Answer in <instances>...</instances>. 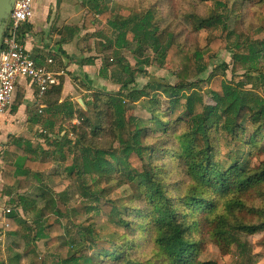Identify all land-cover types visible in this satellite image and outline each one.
I'll use <instances>...</instances> for the list:
<instances>
[{"label": "trees", "instance_id": "1", "mask_svg": "<svg viewBox=\"0 0 264 264\" xmlns=\"http://www.w3.org/2000/svg\"><path fill=\"white\" fill-rule=\"evenodd\" d=\"M102 1L82 0V3L90 15L94 14L99 17V21L106 23L103 28L106 34L115 35V39L107 40V43L109 48L114 49L115 61L112 65L116 69L110 75L108 64L101 68L100 76L119 85L120 90L116 93H94L92 100L85 102V111L77 110L70 101L59 102L62 82L52 87L45 95L49 97L47 108L35 119L36 122L48 125V134L42 136L46 149L41 146L43 144H38L35 148L30 142L14 139L7 157L15 156V162L6 167L15 176H10L0 165V175L7 183L15 182L19 176H32L38 182L34 194L17 196L18 205L23 211L31 209L36 212L34 223L37 228L32 240L48 239L49 246L56 244L59 236L66 232L65 225L72 213L95 216L105 214L116 226L118 224L128 227L127 221L115 219L123 214V210L113 204L101 203L108 192L102 188L84 193L85 201L75 208L67 206V193L55 194L44 183L42 173L50 169L52 162L36 160L42 157L64 162L65 171L73 179L94 176V182L105 186L106 182L113 180L116 173L119 174L120 181L134 186L142 200L146 201L143 208L132 206V212L137 219L135 231H143L152 236L159 253L157 262L150 261L147 264H215L199 260L196 253L203 249V241L197 242L194 239L195 234L210 237L225 252L228 251L226 249L237 246L241 257L246 260L249 255L248 245L241 242L237 231L249 235L264 231V220L254 224L258 214L245 204L246 200L252 201L258 194L264 197V162L255 168H251L249 163V160L260 158L264 153V98L254 90L247 89L253 83L254 75L260 74L264 77V29L259 32L261 35L258 39L252 33L247 41L231 44L232 32L227 20L220 13H216L206 22L211 26H221V36L211 40L207 52L190 53L178 46L173 39L166 42L162 40L161 30L154 23L151 13L140 17L122 8L112 9L107 4H102ZM210 1L214 2L216 11L227 7L226 0ZM93 26V22L86 18L84 28L91 29ZM77 32L79 28L66 27L61 31L62 40L73 39ZM132 45L137 47L133 52L138 65L148 63V60L142 62L140 59L144 57L145 50L151 49L162 65L170 66L175 72L178 83L160 85L149 82L139 88L136 74L144 73V70L134 69L121 56L125 50L132 51ZM228 50L233 52L232 72L244 70L247 82L229 81L226 74L229 70L227 63L216 68L208 78L202 79L201 76L211 65L212 56L209 51L218 53ZM88 63L93 64L94 60L90 58ZM202 82L210 84L209 94L213 105L204 103L200 87ZM157 93L170 100L173 107H180L189 115L187 121L180 119L174 124L172 133L169 122L161 120L159 116L154 119L165 135L173 136L177 146L175 153H172L191 179L189 190L176 199L169 196L158 173L159 169L154 165L159 150L143 145V139L150 134L151 129L143 126V122L128 116L129 110L137 104H141L149 113H154L157 109ZM75 119L79 124H73L71 133L76 138L71 140V133L60 125L64 121L73 123ZM247 121L254 133L245 144L244 124ZM131 124H135V131L128 140L125 134ZM182 124L186 125V130L179 132ZM106 130L116 135L118 148H101L96 138L102 136ZM62 132H65L63 136ZM221 134L228 136L237 146L235 156L240 157L239 154L242 153L241 158L234 163L221 164L218 152L224 143ZM11 191L12 188H7L0 192V197L12 196ZM40 200L45 203V209L52 211L57 219H44L43 210L36 209ZM11 202L14 203L13 200ZM127 209L129 208L126 207L125 210ZM65 215L68 218H64ZM234 216L237 225L231 220ZM240 217L244 220H238ZM90 222L88 228L80 231V241L71 239L67 242L69 251L65 258L54 257V260L45 264H94V258L83 253L84 239L92 235ZM10 226L13 227L12 230L6 233L11 238L19 235L22 226H25V231H33L20 216L18 208L6 217L5 227ZM24 237L30 239L28 235ZM93 244L94 249V241ZM95 250L99 258L106 256L109 261L145 264L131 261L124 256L114 257L110 251L97 248ZM6 263L0 250V264Z\"/></svg>", "mask_w": 264, "mask_h": 264}, {"label": "rangeland", "instance_id": "2", "mask_svg": "<svg viewBox=\"0 0 264 264\" xmlns=\"http://www.w3.org/2000/svg\"><path fill=\"white\" fill-rule=\"evenodd\" d=\"M69 4L75 6H83L82 0H68ZM55 2V1H54ZM57 2L64 3L65 0H57ZM227 7L224 10L216 11L214 2L210 0H103L102 4L110 6V8H122L130 11L133 15L143 17L151 13L154 16V23L160 28L162 33V40L164 42L168 40H175L176 44L186 50L187 52L194 53L196 51L207 52L210 46L211 40L221 36V26H211L207 24L206 20L216 13H220L227 20L232 36L230 37L231 44L234 42H245L252 37V33L255 34V39L260 38L259 32L264 29V0H226ZM38 1L35 2V6ZM84 11L80 15L79 27H81L82 40H87L85 45L93 49V53L98 55L102 67L109 66V74L114 73L116 67L114 64V49L109 48L107 40H114L115 35L106 34L103 30L106 23L99 21V17L92 14L90 15ZM90 15V16H89ZM86 18H89L93 22L94 26L91 29H85L84 23ZM137 49L136 45H132V51L125 50L122 53L124 57L134 69L144 70V73H137L136 79L138 80V87H144L147 83L152 82L160 85H169L178 83V78L175 72H173L168 65H162L156 57V54L151 50H145V55L140 60L147 64L138 65L137 59L133 50ZM212 61L209 69L205 74L201 76L202 79L208 78V76L216 70L223 63L229 65V70L226 72L227 78L232 83L247 82L245 71L239 70L238 72H232L234 58L233 52L220 51L218 53L210 52ZM264 69V61L262 62ZM264 71V70H263ZM108 80V87L114 84L110 79ZM201 94L205 104L213 105L211 96L209 94L210 84L202 82L200 84ZM108 89V88H107ZM252 89L260 97L264 98V77L260 74L254 75L253 83L247 87ZM108 93H114L112 90H107ZM156 97V111L149 113L144 110L141 104L134 105L129 110L128 116L135 118L143 122V126L149 127L151 132L143 139L144 146H152L156 150H159V154L155 156L154 165L158 167V173L161 175L163 184L172 198H180L190 188L191 179L186 175L185 169L179 165L176 158L175 148L177 144L173 140V136L165 135L159 126L158 122H155L156 116H159L161 120L169 122L171 125L170 133L175 129L174 124L180 119L187 121L188 114L180 107H173L170 100L165 98L161 93H157ZM149 106L148 103H146ZM151 106V104H150ZM198 110H200L198 108ZM129 117V118H130ZM94 121L95 115L93 116ZM107 119V118H106ZM73 124H79L78 120H74L73 123L64 121L60 126L68 132H73ZM109 129V126L106 125ZM244 142L247 144L254 133L250 123L248 121L244 124ZM57 130L59 129L56 128ZM107 129V130H108ZM105 131L102 136L96 138L101 148L109 149L110 147H119V142L116 139V135L111 131ZM110 130V129H109ZM186 130V125L182 124L179 128V132ZM135 131V124L129 125L128 132L125 134L129 140L130 135ZM65 132H62L63 136ZM70 134V139L75 140L76 136ZM224 143L219 147V157L221 164H231L236 159L241 158L235 156V150L237 146L230 140L228 136L221 134ZM44 144L43 141H36L35 145ZM259 145H261L259 143ZM174 151V153H172ZM36 160L52 162L50 169L44 171L42 176L44 183L55 194L67 193L68 204L70 208L83 203L85 198L84 193L87 191H97L98 188H102L104 191H108L101 200V203L113 204L117 206L119 210H123V214L115 219L120 221H127L128 227L123 225L113 224L110 219L105 215H80L72 213L69 221L65 225L66 232L61 234L58 241L53 246L48 245V239L33 241L36 234V212L29 209L23 211L22 207L18 205V194H34L35 189L38 186V182L30 176L29 178L19 176L15 182L7 183L2 175L0 181V187L5 191L7 188H12V196L4 195L0 197V250L2 251V257L6 260V264H45L54 260V257L65 258L69 251L67 242L72 240L80 241L82 235L80 231L83 228H88L90 223L92 227L91 237H85V247L83 253H86L87 257L94 258V264H126L116 261H109L108 257L103 256L99 258L95 248L104 251H110L114 254V257L124 256L131 261L142 262H157L158 249L153 240V237L145 232L135 231L136 215L134 216L132 206L135 208H143L145 202L142 200L141 195L135 190L134 186L123 183L120 181L119 174H114L113 180L106 185H99L93 181L94 176H86L82 179H73L65 171V163L60 161H54L52 158H38ZM241 161V160H240ZM15 162V156L6 155L5 161L3 160V169L10 176H15L13 172L7 169V165H12ZM264 162V153L260 158L249 160L250 167L255 168ZM11 191V192H12ZM11 200L14 201L11 202ZM247 208L254 209L258 216L256 217L254 224L263 222L264 211V197L259 194L256 195L252 201H245ZM128 207L129 209L125 210ZM18 208L20 216L28 223V226L33 228V231H25V226H22V231L16 238L4 236L2 232H10L12 226L5 227V218L11 212ZM36 209L44 212V219L49 220L56 218L52 211L45 209V203L39 201ZM146 210L144 209V214ZM64 218H68L67 215ZM234 217L231 218L232 222L237 225L238 222ZM238 219V218H237ZM244 220L239 218L238 220ZM144 221V219H142ZM118 222V221H117ZM249 223V221H247ZM145 224V223H144ZM143 224V225H144ZM4 230V231H3ZM2 231V232H1ZM242 243H247L249 255L246 260L241 257L240 249L237 246H232L228 251H223L215 243L213 239L206 236L203 237L200 234L194 235V239L197 242L203 241V249L199 251L198 257L201 262L215 263V264H264V231L254 234H240L237 231ZM24 235L30 236V239H26ZM96 244V247L93 244ZM245 257V256H244Z\"/></svg>", "mask_w": 264, "mask_h": 264}, {"label": "crops", "instance_id": "3", "mask_svg": "<svg viewBox=\"0 0 264 264\" xmlns=\"http://www.w3.org/2000/svg\"><path fill=\"white\" fill-rule=\"evenodd\" d=\"M36 1L38 4L35 6V17L24 29L23 41L28 53L37 64L47 66L58 76L60 84L62 82L59 102L70 101L77 110L87 111L85 102H90L94 93L107 90L118 92L120 86L111 84L108 87V80L100 76L102 64H99L100 59H95L98 55L85 45L84 42L87 40H82V31L78 23L80 15L87 8L71 5L68 0L64 3H59L57 0ZM66 27L79 28V32L73 39L62 40L61 31ZM90 58L94 60L93 64L88 63ZM49 61L52 63L50 64ZM48 99L49 97L45 96L40 98L36 87L29 80H19L12 104L0 118L2 168L3 160L5 161L7 153L10 152L12 140L23 139L35 148L36 141L44 142L42 136L48 134V125L40 121L36 122L35 119L36 116L42 115L40 111L44 112L47 108ZM41 146L46 149V146ZM2 234L9 237L5 231Z\"/></svg>", "mask_w": 264, "mask_h": 264}, {"label": "built area", "instance_id": "4", "mask_svg": "<svg viewBox=\"0 0 264 264\" xmlns=\"http://www.w3.org/2000/svg\"><path fill=\"white\" fill-rule=\"evenodd\" d=\"M35 2L16 0L6 22L0 44V118L9 110L20 79L29 80L40 98L60 84L58 76L47 66L37 64L24 45L23 31L35 17Z\"/></svg>", "mask_w": 264, "mask_h": 264}, {"label": "water", "instance_id": "5", "mask_svg": "<svg viewBox=\"0 0 264 264\" xmlns=\"http://www.w3.org/2000/svg\"><path fill=\"white\" fill-rule=\"evenodd\" d=\"M16 0H0V44L6 27V22L12 12Z\"/></svg>", "mask_w": 264, "mask_h": 264}]
</instances>
